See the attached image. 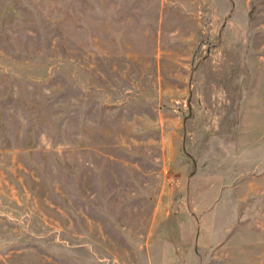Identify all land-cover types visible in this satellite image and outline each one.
Here are the masks:
<instances>
[{"label": "rangeland", "instance_id": "rangeland-1", "mask_svg": "<svg viewBox=\"0 0 264 264\" xmlns=\"http://www.w3.org/2000/svg\"><path fill=\"white\" fill-rule=\"evenodd\" d=\"M0 264H264V0H0Z\"/></svg>", "mask_w": 264, "mask_h": 264}]
</instances>
